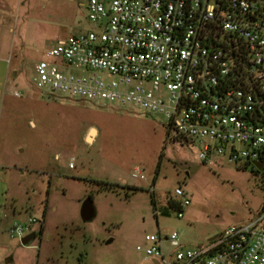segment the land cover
Returning <instances> with one entry per match:
<instances>
[{"label": "rangeland", "instance_id": "obj_1", "mask_svg": "<svg viewBox=\"0 0 264 264\" xmlns=\"http://www.w3.org/2000/svg\"><path fill=\"white\" fill-rule=\"evenodd\" d=\"M80 2L83 7L68 0L27 1L15 22L7 65L16 74L0 98L1 258L28 249L41 254L43 264H153L137 251L147 235L176 232L184 248L194 250L250 221L264 205V172L225 159L202 162L197 143L171 140L159 117L43 94L37 87L36 66L58 41L94 28L87 0ZM137 168L139 179L133 177ZM96 182L141 190L127 197L124 190L100 192ZM177 189L190 201L182 219L170 206L184 200L175 196ZM90 195L96 215L85 223L81 208ZM29 219L37 223L25 237H36L25 247L10 232ZM164 249L170 251V244Z\"/></svg>", "mask_w": 264, "mask_h": 264}, {"label": "built area", "instance_id": "obj_2", "mask_svg": "<svg viewBox=\"0 0 264 264\" xmlns=\"http://www.w3.org/2000/svg\"><path fill=\"white\" fill-rule=\"evenodd\" d=\"M87 18L91 31L59 40L36 66L43 94L159 117L171 140L197 143L202 162L264 172L254 165H264V0H87ZM175 196L182 219L190 201ZM36 223H15L11 237ZM212 238L191 250L159 231L137 251L153 264H264V205Z\"/></svg>", "mask_w": 264, "mask_h": 264}, {"label": "crops", "instance_id": "obj_3", "mask_svg": "<svg viewBox=\"0 0 264 264\" xmlns=\"http://www.w3.org/2000/svg\"><path fill=\"white\" fill-rule=\"evenodd\" d=\"M27 1L33 0H0V98L4 95L5 84L16 71L8 67V58L12 49V34L17 18H20L24 12ZM71 4L78 3V6L83 7L84 4L80 0H68ZM87 9V4H86ZM29 10V8H28ZM2 81L4 88L2 89ZM14 95V93H12ZM34 125V123H32ZM98 134L97 129L95 130ZM4 250V249H3ZM19 250V251H18ZM17 254L5 256L0 255V264H43L42 256L39 253L28 249H18ZM27 250V251H26Z\"/></svg>", "mask_w": 264, "mask_h": 264}, {"label": "water", "instance_id": "obj_4", "mask_svg": "<svg viewBox=\"0 0 264 264\" xmlns=\"http://www.w3.org/2000/svg\"><path fill=\"white\" fill-rule=\"evenodd\" d=\"M92 131H95V130H92ZM184 145H188V141L184 140ZM254 165L257 167V169L259 171L263 170V167H264L263 163L261 164L259 162H254ZM95 215H96V209H95L94 201H93L92 197H88L84 201L82 208H81L82 220L85 223L90 222L95 218ZM34 240H35L34 234H30V235H28L22 239V245L27 247ZM210 240H213V238H211ZM155 264H159V263L155 262Z\"/></svg>", "mask_w": 264, "mask_h": 264}, {"label": "trees", "instance_id": "obj_5", "mask_svg": "<svg viewBox=\"0 0 264 264\" xmlns=\"http://www.w3.org/2000/svg\"><path fill=\"white\" fill-rule=\"evenodd\" d=\"M96 184L99 186L100 192H118L119 190L126 191V196L130 197L131 194H135L136 192H139L141 189L138 187H132V186H121L119 184L115 183H109V182H96ZM90 197L93 198V195H90ZM170 206L174 209L181 210V206L179 203L170 202ZM43 231V229H42Z\"/></svg>", "mask_w": 264, "mask_h": 264}, {"label": "flooded vegetation", "instance_id": "obj_6", "mask_svg": "<svg viewBox=\"0 0 264 264\" xmlns=\"http://www.w3.org/2000/svg\"><path fill=\"white\" fill-rule=\"evenodd\" d=\"M36 237V235H34Z\"/></svg>", "mask_w": 264, "mask_h": 264}]
</instances>
